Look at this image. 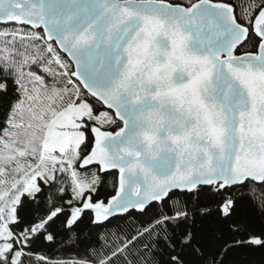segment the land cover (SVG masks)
<instances>
[{
    "label": "snow or ice",
    "instance_id": "1",
    "mask_svg": "<svg viewBox=\"0 0 264 264\" xmlns=\"http://www.w3.org/2000/svg\"><path fill=\"white\" fill-rule=\"evenodd\" d=\"M257 190L264 0H0V264H231Z\"/></svg>",
    "mask_w": 264,
    "mask_h": 264
},
{
    "label": "trees",
    "instance_id": "2",
    "mask_svg": "<svg viewBox=\"0 0 264 264\" xmlns=\"http://www.w3.org/2000/svg\"><path fill=\"white\" fill-rule=\"evenodd\" d=\"M239 2V0H238ZM111 192V178H109V182L101 189V195L105 196ZM264 194L260 193L257 190L256 198L258 200L259 195ZM238 215L249 220L253 223L257 228L260 227L261 223L264 222V215L261 214V210L257 207V204L250 200H245L240 209L238 210ZM207 223V222H206ZM57 246H53L49 249L50 255L58 256L59 253L57 251ZM231 264H264V252L259 250H251V249H241L234 253L230 258Z\"/></svg>",
    "mask_w": 264,
    "mask_h": 264
}]
</instances>
